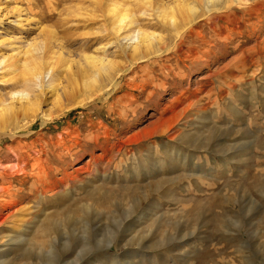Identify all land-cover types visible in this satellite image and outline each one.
<instances>
[{
  "label": "rangeland",
  "instance_id": "1",
  "mask_svg": "<svg viewBox=\"0 0 264 264\" xmlns=\"http://www.w3.org/2000/svg\"><path fill=\"white\" fill-rule=\"evenodd\" d=\"M228 1L193 29L220 36L133 63L106 8L136 0H0V264H264V0ZM87 55L113 86L83 85Z\"/></svg>",
  "mask_w": 264,
  "mask_h": 264
},
{
  "label": "bare ground",
  "instance_id": "2",
  "mask_svg": "<svg viewBox=\"0 0 264 264\" xmlns=\"http://www.w3.org/2000/svg\"><path fill=\"white\" fill-rule=\"evenodd\" d=\"M136 1L138 2V4L134 3L135 6L134 5L132 6V3H129V2H122L121 4H119L120 2L115 3V4H113V2H112V3H109L107 5V8H106V14L108 13L107 15H110V17H109L110 20L108 22L111 25V26H109V30H108L109 35L111 37H113L114 42H116L117 44H119L121 46V49L124 51L125 54H127L129 60L131 62L133 61V63H139V62H142V61L147 60V59L150 60V58H152V57L156 58L157 56L161 55L160 53L162 52V50L166 51V50L175 49L177 47L178 43L181 42L184 34L187 32H190L191 34H193V36L195 38L194 39L195 42H199L202 40L211 41L213 39L212 36L213 37L215 35L220 36V34H219L220 30L213 29L210 32L208 31V32L204 33V32H198V31L193 30L194 27L199 26V25L205 23L206 20L210 19V18H208L207 15H209L211 12H213L212 11L213 9L216 11H224V10L230 11V10H232V9H230V8H232L231 6H228V5H225L222 3L224 1L227 2L228 0H193L192 2L191 1L185 2L187 0H185V1L173 0V1H171L172 4L170 3L171 6H170V4H168L169 2L161 3V4L157 3V5H159V6H156L155 8H154V5L153 6L151 5V3H154L153 1L152 2H150L149 0H136ZM162 1L163 0H161V2ZM239 1H242V0H239ZM96 3H98V1ZM155 3H156V1H155ZM149 8L154 9L156 21H155V24L154 23L153 24L158 26V27H162L164 30H166V36L165 37L158 34V33L151 32V31L149 33V32H146V29L144 30L145 27H143L144 25L141 22L144 21L145 18L143 19L142 17L151 16L149 14L151 11H148ZM223 14H225V13H223ZM219 17H221V16H219ZM228 17H229L228 14L224 15V20L228 21L227 22L228 27L225 29L224 32L227 35L231 34V33H235L236 36H239L242 33V31L240 30V26L238 25V22H236L235 19L233 20L232 18H228ZM151 22H153V21H151ZM218 26L220 27V25H218ZM105 28H107L106 25H105ZM201 28L203 29V27H201ZM46 36H48V35H46ZM226 37H224V38H226ZM172 38L175 39V42L171 44L170 41H172ZM96 49L100 50L102 48H96ZM165 54H169V53H165ZM28 56H29V54L27 53L24 57L23 62L19 63V66H21L20 73L23 76H27V75L32 76L34 78V80L38 81V83L40 84L42 72L40 74V72L37 71V69H36L37 65L35 64L34 61H27ZM179 57H181V56H179ZM85 58H86L87 62H89V64L91 65V68H90L91 71L90 72H92V73H90L91 74L90 76L92 78L88 81H87V79H88L87 78L86 81L83 82V85L85 87H88L90 82H94L97 79H98V81L100 79V84L102 81L107 80L108 83L110 84L109 86L114 85L115 80L118 77L119 71H121L123 69L122 67L120 69V68H118L117 65L115 66V64H113V62H111L112 60L111 61L106 60V59L101 58V57L97 58L93 55H87V56H85ZM193 58H195V59H193ZM193 58L192 59L194 61L198 57L194 56ZM1 68H2V66H1V62H0V70H1ZM4 70L7 72L8 71L17 72V69H15V68L12 69L11 67H8ZM103 84H101V88L99 89V91L101 89H107L108 88V87H106L107 85H103ZM143 85H144V83H143ZM9 109H11V106H4V108H2L3 111L2 110L0 111V117L3 114H6ZM139 134H140V132H138V133L136 132L133 136H131L129 138V140L134 139ZM98 189H101V188L96 187L94 189V191L98 190ZM0 190H1L0 191V197L4 196V194H6L7 197H11V195L14 194V193L8 192L7 187L0 188ZM51 197H53V196H51ZM3 199L4 198H2L1 200H3ZM7 203L10 204V202H7ZM87 210H89V209H87ZM89 211H87V212H89ZM87 212H85V213H87ZM93 214L97 215V214H101V212L98 210H93ZM67 217H68L67 219L71 218L73 220V223L75 222L74 224L80 222L81 231L80 230L79 231L83 234L84 233L86 234L87 229H89V227H90L89 225H91L88 223V221L86 219V218H88V216L86 217L84 215L83 217L81 216L82 218H80L78 216H75L72 213L69 215L67 214ZM84 217H86V218H84ZM83 218H84V220H83ZM50 230H51L50 227L47 228L45 233L46 234L49 233ZM136 233H137V231H136ZM14 242H15V246L16 245L20 246V245H23L25 243H27V244H29L30 242L32 243L34 241L32 239L23 238L22 235H19L17 238L14 239ZM61 246H62V244H61ZM33 247H36V245L33 244ZM37 247H38V245H37ZM39 250H40V252L44 251L46 253H54L55 252V249L53 246H49V248L47 250H43L42 245H39ZM32 252H34V248H32V250L27 252V253H32Z\"/></svg>",
  "mask_w": 264,
  "mask_h": 264
}]
</instances>
